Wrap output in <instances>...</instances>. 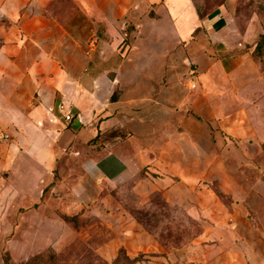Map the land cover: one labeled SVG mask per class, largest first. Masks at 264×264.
Instances as JSON below:
<instances>
[{
	"label": "crops",
	"instance_id": "0c3cea01",
	"mask_svg": "<svg viewBox=\"0 0 264 264\" xmlns=\"http://www.w3.org/2000/svg\"><path fill=\"white\" fill-rule=\"evenodd\" d=\"M189 2L158 9L166 20L154 23L159 50L132 42L123 57L113 36L123 0H0V127L8 135L0 172L33 165L47 190L28 211L37 221L106 216L117 239L111 259L122 247L143 255L133 264H264L252 243L254 199H264V165L255 162L264 67L252 51L264 11L237 19L240 0H225L199 19ZM99 29L107 40L95 37ZM197 30L204 38L187 45ZM125 193L138 206L160 195L200 232L164 248L126 210Z\"/></svg>",
	"mask_w": 264,
	"mask_h": 264
},
{
	"label": "rangeland",
	"instance_id": "374dc122",
	"mask_svg": "<svg viewBox=\"0 0 264 264\" xmlns=\"http://www.w3.org/2000/svg\"><path fill=\"white\" fill-rule=\"evenodd\" d=\"M195 5L199 13L208 15L217 9L225 0H188ZM124 14L117 23L114 37L119 41V48L123 57L128 56L130 44L137 43L140 48H160L153 42L154 23L166 21L158 9H167L165 0H123ZM235 17L242 19L249 13V7L241 3L236 6ZM161 19V20H160ZM163 19V20H162ZM99 32V33H98ZM101 32V33H100ZM101 34V35H99ZM96 38L107 40V33L102 29L97 31ZM204 35L200 31L189 32L184 40L187 45H193ZM161 40V39H159ZM161 42V41H160ZM144 44V45H143ZM189 47L187 56L189 58ZM172 53L179 49L172 46ZM194 65L187 62V71L192 72ZM191 91L192 89L189 88ZM0 131H2L0 127ZM4 133V132H3ZM8 139H0V153L6 148ZM262 156L255 162L264 165V143ZM24 161V160H21ZM33 165L23 162L13 168L0 172V264H123L124 260L111 261L115 241L111 229L107 226L108 219L103 215H90L86 221L78 216L75 219L62 216V220L37 221L35 214H28L35 199L45 196L42 192L41 179L36 180ZM56 176L53 177L55 182ZM43 193V194H42ZM50 195V193H49ZM57 198L58 193L51 194ZM258 213L254 214L258 226L253 237L255 258L264 260V199L255 198L254 207ZM60 216V215H59ZM46 217H51L50 214ZM105 217V218H103ZM85 220V219H84ZM154 225V223H150ZM185 231L181 242L192 240L196 229H201L200 223H182ZM173 227L177 230L178 223H160V226ZM118 238V237H117ZM174 246V245H172Z\"/></svg>",
	"mask_w": 264,
	"mask_h": 264
},
{
	"label": "trees",
	"instance_id": "16d2710c",
	"mask_svg": "<svg viewBox=\"0 0 264 264\" xmlns=\"http://www.w3.org/2000/svg\"><path fill=\"white\" fill-rule=\"evenodd\" d=\"M245 4L247 7L259 13L264 11V0H240L239 4ZM193 5V4H192ZM199 19H202L206 14L199 13L198 9L193 5ZM253 59L258 62L260 68L264 67V31L259 34V38L252 51ZM127 195V196H126ZM127 198L124 207L132 214L136 221L150 234L154 235L157 241L166 249L180 248L187 245L190 241L181 242L182 233H184L185 225L182 223H196L189 217L180 214L176 207L167 205L160 195H154L148 204L137 205L132 194H126ZM75 219L76 216L69 217ZM154 223V225L150 224ZM160 223H178L177 230L173 231V227L167 228L160 226ZM192 238L197 235L201 229H196ZM174 245V246H172ZM119 259L124 260L123 264H133L143 259L142 254L135 257H130L124 248L120 247L117 254L111 261L117 262Z\"/></svg>",
	"mask_w": 264,
	"mask_h": 264
},
{
	"label": "built area",
	"instance_id": "2783aa9c",
	"mask_svg": "<svg viewBox=\"0 0 264 264\" xmlns=\"http://www.w3.org/2000/svg\"><path fill=\"white\" fill-rule=\"evenodd\" d=\"M93 45V44H92ZM196 86L195 82H191L190 88H194ZM57 111L62 115L65 121H69L72 117L70 110L64 105V103H59L57 105ZM49 121L55 122L57 120L54 111L50 108L46 110ZM0 139H8V135L0 131Z\"/></svg>",
	"mask_w": 264,
	"mask_h": 264
},
{
	"label": "water",
	"instance_id": "95a60500",
	"mask_svg": "<svg viewBox=\"0 0 264 264\" xmlns=\"http://www.w3.org/2000/svg\"><path fill=\"white\" fill-rule=\"evenodd\" d=\"M102 29H99V31H101ZM99 33V32H98ZM101 33V32H100ZM99 35H101V34H99Z\"/></svg>",
	"mask_w": 264,
	"mask_h": 264
}]
</instances>
